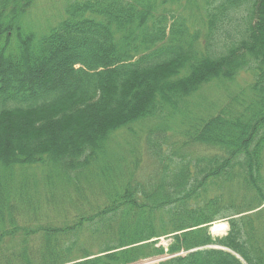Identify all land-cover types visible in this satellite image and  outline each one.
Here are the masks:
<instances>
[{
	"label": "trees",
	"instance_id": "16d2710c",
	"mask_svg": "<svg viewBox=\"0 0 264 264\" xmlns=\"http://www.w3.org/2000/svg\"><path fill=\"white\" fill-rule=\"evenodd\" d=\"M36 1L0 0V264H264V0H69L40 37Z\"/></svg>",
	"mask_w": 264,
	"mask_h": 264
},
{
	"label": "rangeland",
	"instance_id": "374dc122",
	"mask_svg": "<svg viewBox=\"0 0 264 264\" xmlns=\"http://www.w3.org/2000/svg\"><path fill=\"white\" fill-rule=\"evenodd\" d=\"M182 1L184 3H186L185 0H182ZM199 1L202 2L203 0H199ZM68 2H69V0H37L36 3L28 10V13L26 16L27 28L29 30H32L35 33H37L39 35V37L42 36L51 27H53L55 24H57L59 22V20L61 19V17L65 16V9H66ZM253 81L254 80H253L251 75L243 72L240 76L237 77V79L235 80V83L233 85H231V87L233 90L234 89L236 90L239 87L248 86ZM207 94L209 95V97L211 98L212 101H215L220 97L221 93L219 90L214 89V90L208 91ZM222 101H223V99L221 101H218V102L221 103ZM1 107H2V102L0 101V108ZM155 124H157V123L154 121H150V122H143V123L135 125V129L138 131L140 140L138 142L137 149L134 147L131 149H134L135 151H137L138 156H140L142 158L141 166L139 167V170H138V174L142 175V176L151 175V173L154 170V165H152V163L149 162L147 159V156H146V152H147L146 146L147 145L145 144L144 141H145V137L147 135V132H149L150 129ZM172 126H173V129H168L166 131V135L169 138H171L170 139L171 141H177L178 140V138L176 137L177 133L175 132L176 125L175 126L172 125ZM122 133L123 132L118 133L119 135H118V137H116L114 139V141H113L114 143H117L119 141H121V142L126 141L127 136H125L124 134L120 135ZM38 167L41 168L40 166H38ZM38 167H36V168H38ZM25 171H26L28 176L30 175V177L35 176V175L41 176V174L38 170H32L31 168H29V170H25ZM59 196H61V193L56 194L55 197H51V199L53 198L54 202L57 204V203H59V200H58ZM91 198H93V197L91 196ZM73 199L74 200L77 199V196L74 194H73ZM94 199H93V201H94ZM67 207H69V205ZM47 214L49 215V218L44 217L45 221H51V222L53 221L56 224H58L62 221V219L60 218V215H58V211L55 210L54 207H51L50 209H48ZM19 221L22 222L23 219L19 218ZM222 222H225V221H220V222H216V223H222ZM212 226H211V229H212ZM226 232H224L222 234H213V232H212V234L214 237H221V236H224ZM170 241H171L170 236H167V237L164 236V237L159 238L157 242H159L158 245H163V246L167 247L168 244L170 243ZM162 256H166V254L151 256V257H148L145 259L150 260L154 257H162ZM145 259H141V260H145ZM141 260H139V263L141 262ZM147 264H154V263L150 262Z\"/></svg>",
	"mask_w": 264,
	"mask_h": 264
},
{
	"label": "bare ground",
	"instance_id": "6f19581e",
	"mask_svg": "<svg viewBox=\"0 0 264 264\" xmlns=\"http://www.w3.org/2000/svg\"><path fill=\"white\" fill-rule=\"evenodd\" d=\"M227 229H228V224L226 222L215 223L212 226L213 234H222V233L226 232Z\"/></svg>",
	"mask_w": 264,
	"mask_h": 264
},
{
	"label": "water",
	"instance_id": "95a60500",
	"mask_svg": "<svg viewBox=\"0 0 264 264\" xmlns=\"http://www.w3.org/2000/svg\"><path fill=\"white\" fill-rule=\"evenodd\" d=\"M169 257H171V256H169V255H166V256H162V257H154V258H152V259H150V260H141V262L139 263V262H136V263H133V264H147V263H158V262H160V261H163V260H165V259H167V258H169Z\"/></svg>",
	"mask_w": 264,
	"mask_h": 264
}]
</instances>
